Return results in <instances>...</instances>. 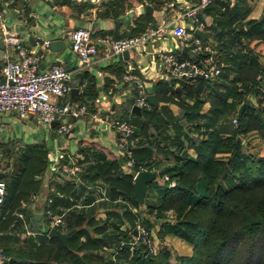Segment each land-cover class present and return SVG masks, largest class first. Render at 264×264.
I'll return each mask as SVG.
<instances>
[{"label": "crops", "instance_id": "obj_1", "mask_svg": "<svg viewBox=\"0 0 264 264\" xmlns=\"http://www.w3.org/2000/svg\"><path fill=\"white\" fill-rule=\"evenodd\" d=\"M193 1L196 0H0V11L3 15V18L0 19V78L3 53L8 48L1 28V23L4 22L8 31L17 34L23 41H28L30 48L33 50L40 48L37 50L41 51H39L42 57L41 67H47L53 62H60L69 69L71 72L70 90L60 101L71 102L75 105L86 103L89 111L78 117L71 116L72 131L65 134L66 140L55 147L48 144L45 139L23 142L9 136L0 138V145L6 154L7 148L14 151L10 158L6 155L2 162L0 171L3 173L2 178L4 174L10 173L15 176L14 179L18 185L29 187L22 194L19 207L13 212L15 219L10 221L7 228L2 226L0 229V235L5 234L4 237H0V244L5 240L19 239L17 251L20 247L29 246L28 239L33 240L37 245L40 244L46 237L45 231L49 225L48 218L43 215L42 209L45 207L47 199L51 198L53 209L69 207L68 222L70 218L72 219L73 214L84 216V221L81 224L71 228L66 226L62 230H71L66 237L68 239L72 235L70 242L80 240L75 244L84 260L80 264H99L93 262L94 259H98L96 258L98 250L89 247V245L99 241L104 247L112 246V244H107L110 237L105 239L107 230H113L116 225L119 229L126 228L136 219L144 218L140 214L142 211L147 213L145 217L148 221L149 216H153L149 221L148 229L150 238L156 246V252L162 248L167 249L173 258L180 254H191L192 243L172 231L162 230V221H158L157 224L153 222L158 219L154 216L155 209L149 211L146 204L150 201L158 202L162 186L158 185L154 179L163 171V167L175 164L184 154L191 158L197 156L191 136L205 137L209 129L226 122V119L223 118L214 125L210 119L214 106H220L218 100L222 98L226 102L231 98L230 96L226 97V82H229L226 77V57L224 56L226 43L229 42V37H226V21L229 29L235 30L238 26L245 28L247 19L258 18L261 15L264 0H232V2L219 0L227 4L231 15L224 12L226 6L224 9L222 5L221 9H215L213 5L201 11L200 29L209 31L205 40L213 44L217 50L218 58L222 62V71L217 78L200 83L196 94L189 93L190 90L195 89V83L192 84L189 80L169 76L153 56L154 51L161 48L173 49L182 56H191L184 45L173 36H157L142 45L127 48L126 55L111 54L107 52L105 45H102L96 56L91 58L88 63H82L77 57L71 55L65 39V32L71 27L89 26L95 34L122 37L134 33V31H140L149 24L166 23L168 27L186 26L188 23L182 10ZM235 1L246 2L244 5V8L246 6L248 9L246 14L233 15L237 7L240 8L238 6L240 4ZM167 2L170 4L168 5ZM145 5L150 6L148 11H146ZM222 9L223 13H221ZM216 18H220L221 21L216 23ZM137 21H141L143 26H137ZM216 24L224 29L220 36L215 35L213 27ZM233 31L229 32L233 33ZM29 36L35 40V44L29 40ZM54 38L65 39V47L57 51H52L49 47H42L44 40ZM241 41H244L243 35H236L231 45L235 43L237 46H241ZM219 54H222V57ZM258 59L264 62V56H259ZM128 71L136 74L143 82L146 94H153V102L148 101L149 108L138 106V110H132L135 85L122 77ZM259 87L264 90L263 84H260ZM248 97L254 100L253 95H248ZM182 106L194 109L195 117L185 116L182 113ZM96 110L110 116L130 117L140 140L143 141L147 136L151 139L149 146L142 145L141 142L129 148V155L133 160V164L129 167L121 164L125 155H119L115 147L116 133L114 130L89 114ZM235 114L236 110L232 112L230 118ZM168 116L171 118L168 119ZM79 120L86 123L87 133L85 136H78L74 133ZM207 121H211L208 127L205 125ZM195 124L199 126H193ZM154 126L157 127V131L163 129L161 133L163 139H160L158 135L151 134L155 131ZM175 126H178V130L180 129L181 132L178 134L177 140L169 141V136L176 135ZM50 128L53 130L51 135L56 137L53 125ZM206 128L208 129L206 130ZM165 133L168 137H165ZM218 133L222 137L227 134L226 130ZM71 138L75 139L72 147L70 145ZM90 148H94V150ZM251 152H257V148ZM68 153H75L80 158L82 157L80 160L86 167V172L77 180L78 184L76 185L70 179L61 178V172L58 169V164L65 160ZM41 154L42 156L39 157ZM225 154L224 151L213 152L214 157H224ZM35 158L40 160L33 165ZM19 159L23 163L19 164ZM109 160L115 161L117 169L121 173L130 175L132 183V174L136 169L142 167L141 169L148 168L155 171L154 179L147 183L143 202L132 203L125 197L127 202L125 205L119 200L108 202L94 199L95 190L88 189L86 185L88 182L95 183L97 181H102L107 185L106 181L93 174L98 164ZM42 163L44 165H37ZM30 166L33 167L32 172H30ZM26 172L31 173V177L26 176ZM5 179L7 180V177ZM107 192L112 197H124L120 193L111 192L108 187ZM82 203V206L79 205ZM125 207L128 210L124 211ZM19 210L24 212L26 224L18 217ZM169 211V209L164 210L166 216L161 218L168 219ZM100 236L103 240H97ZM93 238L96 239L91 240ZM83 242H88L87 246L84 247ZM8 247L12 248L13 246L12 244L4 245L0 250L4 249V252L6 251L9 255V259L14 260L15 258L10 256L9 250L5 249ZM14 249L15 247L11 251L12 254H15ZM130 253L129 251L128 256ZM103 254V258L107 259L108 252L105 250ZM121 259L123 264H126L124 256ZM98 260L101 261V259ZM3 261L5 260L0 259V264H3ZM58 263L75 264V261L67 259L58 261L56 264Z\"/></svg>", "mask_w": 264, "mask_h": 264}, {"label": "trees", "instance_id": "obj_2", "mask_svg": "<svg viewBox=\"0 0 264 264\" xmlns=\"http://www.w3.org/2000/svg\"><path fill=\"white\" fill-rule=\"evenodd\" d=\"M235 2L240 4L238 5L240 8L237 7L233 15L246 14L248 10L246 6L244 8L246 2ZM221 5L225 9L227 4L219 0H211L202 11L209 6L221 9ZM224 12L231 15V10L227 6ZM220 21V18H216V23ZM142 24L141 21H137V26L142 27ZM213 29L216 36H220L224 31L218 24L214 25ZM233 30L227 27L226 21V37H229L224 55L226 77L229 80L228 83L226 82V97L231 98L226 102L222 98L217 99L220 106H214L210 118L214 125L223 118L226 122L209 129L205 137L191 136L197 156L191 158L184 154L175 164L163 167L161 173L166 172L173 177L175 184L172 186L161 184L162 191L158 202L150 201L146 204L149 211L155 209L156 217L166 216L164 210L173 206L175 221L162 220V230L172 231L192 243V252L173 258L167 249L162 248L156 253H148L144 245L137 242L128 256L129 243L121 244L120 241L129 239L135 221L124 229H119L116 225L113 230H107L105 239L110 237L107 244L120 246L118 257L128 256L131 264H264V193L261 194L260 191L256 193V201L253 203H251L253 198L236 200L235 197L240 193H249L248 196L251 197L257 188L264 185V154L244 150L243 146L245 147L247 143L243 144V139L240 137L254 129L260 139L264 138V90L259 87L260 84L264 85V62L258 59L259 56L264 55V7L258 18L246 20L245 28L238 26ZM229 31H233L234 34ZM236 35H243L245 42L241 41V46L235 43L231 45ZM219 56L222 57V54ZM210 80L212 79L201 77L189 79L192 84L195 83V89L190 90L189 93L196 94L200 83ZM248 95H253L254 100ZM235 110L237 123L234 125L230 116ZM194 111L182 106V113L185 116H194ZM210 124L211 121L205 123L207 127ZM154 129V133L151 134L163 139L161 135L163 129L157 131L156 126ZM224 130L227 134L222 137L218 132ZM175 132L176 135L169 136V141L177 140L181 132L178 126H175ZM164 135L168 137L166 133ZM150 140L147 136L143 141L138 140V143L142 142V145L149 146ZM215 151H224L226 154L224 157H214ZM93 175H98L106 181L111 192L120 193L132 203H136L130 175L121 173L114 160L98 164ZM29 176L31 177V173ZM234 176H240L239 181H231L232 183L226 185V180H231ZM14 178L15 176L10 173L3 176L6 193L3 202L0 203V229L15 219L13 212L19 207L22 194L29 188L18 185ZM73 183L78 184L77 181ZM123 210L126 211L128 208L125 207ZM83 221L84 216L73 214L67 228L81 224ZM141 221L148 227L149 222L146 219L142 218ZM45 233L46 237L38 245L28 239L29 246L20 247L17 255L11 252L14 247L5 248L9 250L14 260L9 259L4 249L1 250L6 255L3 264H56L57 261L67 259H73L72 261L77 264L80 261L76 251L70 247L72 235L63 241L58 236L50 235L49 231ZM4 235L1 234L0 237ZM94 239L96 238L91 240ZM97 240L103 238L100 236ZM87 243L83 242L82 245L85 247ZM104 264H109V259L106 257Z\"/></svg>", "mask_w": 264, "mask_h": 264}, {"label": "built area", "instance_id": "obj_3", "mask_svg": "<svg viewBox=\"0 0 264 264\" xmlns=\"http://www.w3.org/2000/svg\"><path fill=\"white\" fill-rule=\"evenodd\" d=\"M211 0H196L183 8L182 14L188 25H175L168 27L166 23L149 24L137 33L122 37H112L108 34H95L89 26H76L68 28L65 32V39L70 42L71 50L76 54L82 63H88L96 56L99 48L105 45L107 52L119 54L122 50L142 45L145 42L163 35H170L176 38L189 51L191 56H182L173 49H157L153 56L171 77L189 80L195 77L204 79L216 78L222 69V62L219 60L217 50L210 42L202 39L195 33V28H200L199 20L202 8ZM228 2H232L229 0ZM169 5L170 3L167 2ZM3 18L0 11V19ZM4 33V40L8 43V48L3 53L0 78V115L14 114L24 119H34L39 123L51 126L52 121H57L53 127L57 134H68L72 131L71 116L78 117L87 114L86 103L73 104L60 99L70 90L69 80L71 72L60 62H53L47 67H41V54L37 50L30 48L29 42L23 41L17 34L9 32L4 22L1 23ZM49 39L43 41V47H49ZM123 79L135 85L133 104L149 108L150 103L146 99V92L143 89V82L132 72H125ZM97 121H101L116 133L115 147L120 154L125 155L121 164L129 167L133 160L129 155V148L138 143L139 135L135 132L130 117L110 116L102 111H92L89 113ZM236 116L231 117V122L236 124ZM94 150V148H90ZM3 153L0 146V171L2 166ZM75 153H68L65 160L58 165L61 178L77 181L86 172V167ZM142 167H140L141 169ZM138 169L134 171L132 177ZM161 184L172 186L175 179L166 172L158 174ZM93 188L95 200H106L116 202L117 200L126 202L125 197H112L107 192V185L102 181L88 182L86 185ZM97 190V191H96ZM6 193V182L0 177V203L3 202ZM53 200L47 199L45 207L42 209L43 215L48 218L47 232L52 227L63 230L68 224L69 207L53 209ZM79 205H83L79 204ZM126 205V204H125ZM18 217L26 224L24 212L19 210ZM128 249L132 252L134 245L139 242L144 245L148 253H155L156 246L152 242L149 229L141 221L136 219L127 240ZM108 252L109 264H123L119 254V248L112 246L105 247ZM6 255L0 250V259H5Z\"/></svg>", "mask_w": 264, "mask_h": 264}, {"label": "rangeland", "instance_id": "obj_4", "mask_svg": "<svg viewBox=\"0 0 264 264\" xmlns=\"http://www.w3.org/2000/svg\"><path fill=\"white\" fill-rule=\"evenodd\" d=\"M67 44H68L69 50L71 51V55L77 57L76 54L71 50L69 41H67ZM37 49H40V48H37ZM37 51L39 52L40 50H37ZM262 56H264V55H262ZM263 103H264V101H263ZM236 123H237V121H236ZM52 131L53 130L47 124L39 123V122H37L34 119H24V118H21V117H19L17 115H14V114H4L0 118V138H3V136H4V138H6V136L7 137L9 136L11 138H15V139H18V140L23 141V142L32 141L34 139H45V141L48 144L53 145V147H55L56 145H58L61 142H64L66 140V135L65 134H57L55 132V136L56 137H53L51 135ZM74 133L77 134L78 136H85L86 133H87L86 123L84 121L79 120L76 123V129H75ZM240 137H242V139H243L242 140L243 144H245L246 141H247V144H246L247 146H245V147L243 146L244 150H246L248 152H251V151L256 150V148H257L258 153H260L261 155L264 154V138L260 139L259 135L256 133V131L254 129L249 130V132H246L245 134L240 135ZM73 140H75V139L71 138V140H70L71 147L74 146L73 145L74 144ZM71 147L69 146V148H71ZM248 147H249V149H248ZM1 150H2V153H3L2 162L4 161L6 155L10 158V155L13 154V152H14V151H12L13 149L10 150L9 148H7V154H6L5 150H3L2 147H1ZM42 154H44V153H42ZM42 154L40 156H42ZM39 160L37 158H35L33 160V165H35V163H38ZM21 163H23V162H21L20 159H19V164H21ZM37 165H44V164L42 163V164H37ZM32 166L29 167L30 168V172L33 171V167ZM26 175H29V173L26 174ZM239 177L234 176L231 180L230 179L226 180V185L229 184V183H232V182H238L239 181ZM154 181L158 182V185L161 186V183L158 180V175H156ZM259 191H260L261 194L264 193V185L261 186L260 188H257L254 191L253 195H251V197L248 196L249 193H240L238 195H235V197H236V200H240V199L247 200V198H253L252 201H251V203H253V202L256 201V196H257L256 193H258ZM235 202H237V201H235ZM170 207L167 208V209L170 210L168 212V214H167V218H168L167 220H169L171 222L172 221L174 222L175 221L174 211H173L174 208H173V206H170ZM140 214L144 217V219L147 220V217H145L147 213L142 211V212H140ZM152 217L153 216H149V221L152 219ZM157 218L158 219L153 220V222H155L156 224L158 223V221L164 220L160 216L157 217ZM149 221L147 220V222H149ZM78 241H80V240L77 239V241H75V242L73 241L71 243L70 247L73 248V250L76 251V253L78 254V256H79L81 261L77 262V263L80 264V263H83L84 260L81 257V255L79 254V252L77 250L78 248L75 245L76 243H78ZM18 243H19V239H15L13 241L5 240V241L1 242V244L3 246L4 245H8V244H12V246L15 247V249H14L15 250V254L18 253V251L16 250L18 245H19ZM1 244H0V248L3 247ZM241 245H243V243ZM89 247H93V249H97L98 253H97L96 258L101 259V261H99L98 259H94L93 262L94 263L103 264L104 263V258H103L104 254L103 253L106 250L105 247L103 245H101L99 241H96L92 245H89ZM72 258H74V256ZM124 260L126 261V264H131V260L128 257H124Z\"/></svg>", "mask_w": 264, "mask_h": 264}, {"label": "water", "instance_id": "obj_5", "mask_svg": "<svg viewBox=\"0 0 264 264\" xmlns=\"http://www.w3.org/2000/svg\"><path fill=\"white\" fill-rule=\"evenodd\" d=\"M148 8H150L149 5H145L146 11H148ZM195 33L198 34L199 36L202 37V39H205L206 36L209 34L208 30H202L200 28H195L194 29ZM29 40L35 44V40L29 36ZM66 41L65 39H59V38H54L50 39L49 41V48L52 51H57L63 47H65ZM122 55H126L127 49L122 50ZM146 99L152 103L153 102V94L149 93L146 95ZM132 110H138L137 105H132ZM57 121H52L51 125H55ZM3 173L0 172V177H2ZM155 176V171L144 168V169H138L136 173L133 176V196L136 202L141 203L144 200V195L146 192V185L148 182L152 181ZM71 230L68 231H62L61 229L57 227H52L49 231L50 235L53 236H58L62 240H65L66 237L70 234Z\"/></svg>", "mask_w": 264, "mask_h": 264}]
</instances>
